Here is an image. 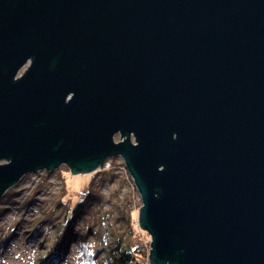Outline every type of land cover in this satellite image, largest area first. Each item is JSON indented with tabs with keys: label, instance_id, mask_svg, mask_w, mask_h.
Here are the masks:
<instances>
[{
	"label": "water",
	"instance_id": "1",
	"mask_svg": "<svg viewBox=\"0 0 264 264\" xmlns=\"http://www.w3.org/2000/svg\"><path fill=\"white\" fill-rule=\"evenodd\" d=\"M115 156L150 264H264V0H0V198Z\"/></svg>",
	"mask_w": 264,
	"mask_h": 264
},
{
	"label": "rangeland",
	"instance_id": "2",
	"mask_svg": "<svg viewBox=\"0 0 264 264\" xmlns=\"http://www.w3.org/2000/svg\"><path fill=\"white\" fill-rule=\"evenodd\" d=\"M29 65L30 61L18 75L23 74ZM117 139H121V135H115L114 140ZM127 171L122 158L115 156L108 158L97 170L79 175H74L66 165L25 175L0 198V264H82L79 242L83 244L88 239L93 247H98L102 240L106 245L111 244L116 235L123 232L128 217L138 225V229L126 240L134 248V236H139L146 244L147 254H150L151 237L137 224L141 197ZM89 183L94 190L101 191V203L95 208L97 227L92 231L99 233V239L91 234V230L83 232L81 222L77 221L66 245L60 249H49L58 243L55 238L61 226L65 225L66 212L57 206L58 202L61 199H83ZM80 234H85V239L76 237ZM92 254L94 259L104 255L95 251Z\"/></svg>",
	"mask_w": 264,
	"mask_h": 264
},
{
	"label": "trees",
	"instance_id": "3",
	"mask_svg": "<svg viewBox=\"0 0 264 264\" xmlns=\"http://www.w3.org/2000/svg\"><path fill=\"white\" fill-rule=\"evenodd\" d=\"M99 189H93L92 184L89 183L87 187V194L83 199L77 198L75 201L70 200H60L57 204L58 207H62L64 212H66L64 223L65 225L61 226L59 230V234L55 240L58 239V243L56 245L52 244L49 249L55 247L56 249L63 248L66 245V241L71 239V236L74 233V229L76 226V222L80 221L81 229L83 232H91L97 227L96 223V212L95 208L101 203ZM78 196V194H76ZM126 225L123 228V232L116 235V238L112 241L111 244H105L104 240L100 241L98 247H93L94 244L90 243L88 239H85V234H80L76 236L77 238L85 239L82 244L81 241L79 245L81 247L80 252L82 253V264H149L148 254L144 249L145 245L142 240H140L139 236L137 238L134 236L136 240L135 247H131V242L127 239L128 235H133L135 231L137 232L138 225L133 224L132 218L128 217L126 219ZM96 230V229H95ZM99 230V229H98ZM94 236H97L99 239V233H91ZM88 240V241H87ZM84 248H83V247ZM92 251L103 252V257L98 259H94ZM143 257V258H142Z\"/></svg>",
	"mask_w": 264,
	"mask_h": 264
},
{
	"label": "bare ground",
	"instance_id": "4",
	"mask_svg": "<svg viewBox=\"0 0 264 264\" xmlns=\"http://www.w3.org/2000/svg\"><path fill=\"white\" fill-rule=\"evenodd\" d=\"M83 193V192H82ZM85 194V193H84ZM82 196H84V195H82Z\"/></svg>",
	"mask_w": 264,
	"mask_h": 264
}]
</instances>
